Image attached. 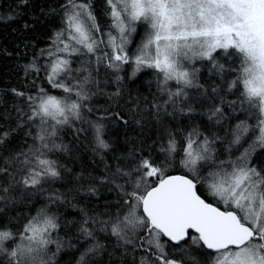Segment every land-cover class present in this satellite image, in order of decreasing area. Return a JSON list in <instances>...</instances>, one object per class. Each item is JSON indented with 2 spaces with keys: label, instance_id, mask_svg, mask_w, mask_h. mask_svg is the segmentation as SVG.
Listing matches in <instances>:
<instances>
[{
  "label": "snow or ice",
  "instance_id": "snow-or-ice-1",
  "mask_svg": "<svg viewBox=\"0 0 264 264\" xmlns=\"http://www.w3.org/2000/svg\"><path fill=\"white\" fill-rule=\"evenodd\" d=\"M27 9L60 24L0 92V264H264V0Z\"/></svg>",
  "mask_w": 264,
  "mask_h": 264
},
{
  "label": "trees",
  "instance_id": "trees-1",
  "mask_svg": "<svg viewBox=\"0 0 264 264\" xmlns=\"http://www.w3.org/2000/svg\"><path fill=\"white\" fill-rule=\"evenodd\" d=\"M35 4L41 5L46 4L49 7H56L62 0H34ZM97 4V12L99 23L102 28H106L107 20L103 14V0H95ZM15 6V0H0V15L8 13L9 7ZM27 14L20 16L17 20L12 22H0V92H3L6 89L15 87L17 89H21L23 85L26 83L22 76L18 72L17 65L22 63L17 56V45H20L19 52L23 54L25 51L28 52L29 57L32 49L24 48L25 43H34L39 47H45L47 42V31L50 29H55L59 27L60 20L59 16L50 17L44 25H40L37 27L36 32H25L23 30V24L25 21L30 19V16L33 14H38V9L36 12H33V9H27ZM13 53L12 56L6 55L4 50ZM12 97L6 96L5 100L11 101ZM227 127V124H225ZM223 134V132H221ZM119 136V144L121 147L124 146V134L122 132L117 133ZM116 137H113L115 139ZM71 136L69 135L66 138L65 142L70 143ZM75 151V149H74ZM96 160L99 161V157H96ZM92 162V154L90 151H80L76 152L75 158L69 162L68 166L73 169V172L81 171L83 165H91ZM93 167H96L93 165ZM102 165L97 167V171ZM64 189L62 188L61 191ZM106 195H109L105 193ZM40 200H43V197H39ZM80 206H83V200H81ZM68 220L78 219L79 215L76 210H74L71 206H67L62 209ZM99 211H103V201H100Z\"/></svg>",
  "mask_w": 264,
  "mask_h": 264
}]
</instances>
